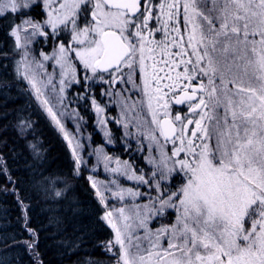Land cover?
<instances>
[{
	"label": "snow or ice",
	"instance_id": "1",
	"mask_svg": "<svg viewBox=\"0 0 264 264\" xmlns=\"http://www.w3.org/2000/svg\"><path fill=\"white\" fill-rule=\"evenodd\" d=\"M36 9L46 18L32 17ZM0 17L19 20L10 30L23 50L17 71L37 98L34 68L44 64L29 60L28 45L43 37L53 45L43 60L61 69L60 92L66 81L106 85L103 94L119 97L155 152L149 180L96 151L106 170L155 191L142 207L104 215L115 264H264V0H0ZM111 183L120 201L142 195Z\"/></svg>",
	"mask_w": 264,
	"mask_h": 264
},
{
	"label": "trees",
	"instance_id": "2",
	"mask_svg": "<svg viewBox=\"0 0 264 264\" xmlns=\"http://www.w3.org/2000/svg\"><path fill=\"white\" fill-rule=\"evenodd\" d=\"M14 23L0 17V264H115L87 169L17 73Z\"/></svg>",
	"mask_w": 264,
	"mask_h": 264
},
{
	"label": "rangeland",
	"instance_id": "3",
	"mask_svg": "<svg viewBox=\"0 0 264 264\" xmlns=\"http://www.w3.org/2000/svg\"><path fill=\"white\" fill-rule=\"evenodd\" d=\"M36 11L40 12L41 10H34L32 12V17L37 20L46 18V13L40 18L36 14ZM12 15L15 17L17 14ZM15 23H19V20H15ZM23 35L22 33V38ZM28 48L30 50L29 60L32 61L34 59L44 64L43 69L34 68L37 75V85L42 93L40 98H37L36 92L32 88L29 80L24 79L20 72L17 71V73L30 87L37 102L64 139L65 132L68 134V139L65 140L72 154L73 148H76L77 153L81 157L79 166H77L78 169H87L89 177H91V183L95 182L100 192L105 196V200L102 203L105 208V214L107 211L111 210L114 216H116V209L119 207H125L126 212H131L134 205H140L142 207L148 204L150 199L155 196V191L153 189H150L147 185L128 180L123 176L106 170L103 161L96 156V151L98 149H103L107 155L113 158V163L110 164V167H115L114 161L119 159L122 162L130 164L132 168L137 171L138 175L143 174L146 179H152L150 176L152 165L148 163V156L150 154L154 155L155 152L154 150L151 152L149 151L151 148L149 142L138 134L135 126L136 122L132 118L134 114L129 112L126 115H122L119 97L103 94L102 89H106L107 86L102 85L99 81H89L88 84H90V87L87 88L85 87V81L83 79H81L79 84L68 83L66 81L64 92L61 93L60 67L55 64L54 60H43V55H52L53 45L43 37H36L28 45ZM16 50L19 52V58L15 62L17 69V62L22 59L23 50L17 47ZM76 63L78 65L79 74V72L82 71V66H79L78 61ZM29 75H31V72H29ZM49 76L52 77L51 83H48ZM119 88L120 85H117V89ZM92 98H95L97 104L105 109L103 113L98 114L96 112V107L92 104ZM43 99L49 101L48 106L56 113L57 119L60 120L63 125L64 131L60 130V127L48 114L46 106L42 103ZM89 112L93 113L94 117L93 129H91L87 117ZM125 121L129 124L128 128L124 127ZM69 140L72 141L71 144H69ZM78 145L80 146L78 147ZM169 147H171V145H169ZM114 179L120 187L132 188L135 191L141 192L142 195L136 198L126 197L124 201L118 200L111 195L110 191H114L116 188V186L111 183ZM94 189L97 194L96 188ZM97 197L100 200L99 195H97ZM105 222L107 223L106 220ZM150 226L158 227L159 225L153 220ZM139 234L143 236V231L140 230ZM35 240L36 238L33 237L27 242V245L29 246V244L33 243V241L35 242ZM112 241H114V238ZM29 248L32 249L33 247ZM113 251H116V248H113Z\"/></svg>",
	"mask_w": 264,
	"mask_h": 264
},
{
	"label": "flooded vegetation",
	"instance_id": "4",
	"mask_svg": "<svg viewBox=\"0 0 264 264\" xmlns=\"http://www.w3.org/2000/svg\"><path fill=\"white\" fill-rule=\"evenodd\" d=\"M117 87V86H116Z\"/></svg>",
	"mask_w": 264,
	"mask_h": 264
}]
</instances>
